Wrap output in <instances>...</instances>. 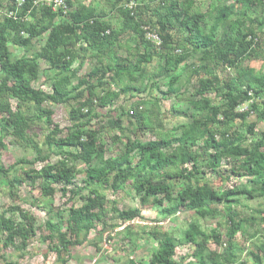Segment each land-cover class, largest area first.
I'll return each instance as SVG.
<instances>
[{"label":"trees","instance_id":"1","mask_svg":"<svg viewBox=\"0 0 264 264\" xmlns=\"http://www.w3.org/2000/svg\"><path fill=\"white\" fill-rule=\"evenodd\" d=\"M83 1L62 0L63 7L52 8L38 0H0V149L6 148L4 138L11 136V146L35 155L32 162L21 158L8 168L0 162L9 197L20 199L16 189L22 184L40 191L44 202L32 203L49 216L43 240L59 264L72 261L71 249L84 246L97 226L107 227L109 220L134 222L142 219V208L164 202L169 217L183 209L216 221L218 230L207 234L197 221L176 234L152 230L146 237L156 248L148 260L128 259L125 264H183L187 258L196 264H262L264 210H250L239 198L264 200V131L258 141L247 143L256 126L264 125V73L248 65L259 59L264 64V50L259 49L264 43L259 38L264 36V0H215L206 12L197 9L196 0H102V7ZM174 32L180 37L176 39ZM147 34H155L160 44ZM10 46L23 53L15 55ZM156 59V71L150 74L147 66ZM87 60L94 66L82 75ZM40 61L46 66L47 92L33 86ZM222 69L223 79L215 74ZM157 78L165 80L161 96L177 103L171 113L189 121L165 130L161 99H138L129 109L120 108L117 118L107 119V127L120 133L111 138L117 154L107 157L101 130L91 128L99 119L97 109L112 107L121 96L160 90ZM46 104L69 109L66 133L53 122ZM252 116L255 122L249 123ZM39 124L49 131L44 141L48 153L32 138V129ZM145 133L152 139L141 141L138 135ZM50 155L59 158L49 163ZM35 162L47 164L36 170ZM224 162L230 167L222 173ZM77 165L84 168L82 187L76 184ZM208 175L225 184L247 177L251 187L219 191ZM126 184L138 206L119 210L102 191L117 193ZM57 192L73 205L66 217L53 208ZM76 200L82 202L78 207ZM64 220L65 229L59 225ZM37 228L35 218L18 206L0 211V249L25 251ZM122 234L135 248L138 234L132 227ZM236 235L253 248L243 262L234 259L242 250ZM210 240L222 249V261L209 248ZM178 247L193 251L178 261Z\"/></svg>","mask_w":264,"mask_h":264},{"label":"rangeland","instance_id":"2","mask_svg":"<svg viewBox=\"0 0 264 264\" xmlns=\"http://www.w3.org/2000/svg\"><path fill=\"white\" fill-rule=\"evenodd\" d=\"M143 1V0H137ZM85 5L93 4L98 5L99 3L102 5V0H84ZM197 9L200 12H206L207 8L210 4L215 3V0H196ZM151 12V11H150ZM152 18L154 15L149 13L147 14ZM264 30L262 31L263 34ZM174 37L179 38L180 33L174 32ZM260 40L264 41V36L259 37ZM41 45V42L35 43V49H38ZM10 49L15 55L22 54V50L18 48H13L10 46ZM259 49L264 50V43L259 46ZM119 56L124 57V55L119 54ZM196 56L192 57L187 64H191ZM158 60H154L151 64L147 66V71L152 74L155 73L157 68ZM256 70H261L264 73V64L261 60H255L254 62L249 63ZM76 67L77 65L74 64ZM94 66V61L87 60L85 61L80 74H85L89 72ZM40 74L38 81L33 85L34 88L49 91L48 84L45 81L46 66L40 61ZM219 78L223 79L224 74H226L225 70H217L215 73ZM157 82L158 89H152L151 91L144 92L140 95H125L121 96L120 99L113 105L112 107H106L105 109H97V114L99 119L92 121L91 128L92 129H100L101 136L103 141L107 144V157L115 156L117 151H114V148L111 147V138L113 135L120 136L118 131H112L107 127V119L108 118H117L120 115V108L124 110L129 109L131 104L138 101V99H151V98H159L160 109H161V120L162 126L165 130H172L176 128L178 125L184 124L189 121L187 118L176 116L171 113V107L175 106L177 103L175 102L173 97L163 98L160 94V91L164 92V88L162 83L165 82L163 78L154 79V82ZM196 83V80H192V85ZM215 103H220V100L211 96ZM48 109L53 112L52 120L55 124L59 126V129L65 132V129L69 126L68 121V108L62 105H53L46 104ZM181 107L182 105H177ZM1 118V116H0ZM248 122H255V117L252 116L248 119ZM124 126H127V120H124ZM102 128V129H101ZM239 130L243 131V128H239ZM264 131V125L258 124L255 129V136H247V143L256 142L259 139L260 132ZM49 131L41 124L33 127L32 135L34 141L39 145L43 153H48L47 146L44 144L45 137L48 135ZM138 138L141 141H148L152 139V135L150 133H145L144 135H138ZM12 141L11 136H7L3 140V144L5 145V149H0V162L5 168H8L15 164L18 159L24 158L28 162H32L35 159V155L31 150H25L18 146H11L10 142ZM53 151V147H51V152ZM59 157L50 155L49 163H54L58 160ZM47 162H35L32 168L39 170ZM222 173L225 170H229L230 165L228 166L225 162L222 165ZM28 168V167H26ZM77 170L80 174L76 178V184L79 187H82V179H83V166L77 165ZM210 181V184L214 188L222 189V187H246L247 189L251 187V184L248 183L247 177L235 178L230 180L225 184V182L218 179L216 176L211 175L207 176ZM255 180V179H253ZM257 181V178H256ZM256 181L253 183V186H256ZM179 186L175 190V193L179 191ZM7 182L5 179L0 178V211L7 210L11 207L18 206L23 211L28 212L32 215L36 220L37 229L35 232V237L31 240L30 244L26 248L25 251L21 252L19 250L13 249L12 247H2L0 249V256L3 257L6 261H14L18 264H59L56 255L48 248V241L43 240V237L47 235V232L44 228V223L49 219L46 211L39 209L38 207L33 206V201L38 199V202H44V199L41 197L40 191L36 187H30L26 184H22L17 186V194L20 199H11L7 193ZM106 196L108 201H115L117 204V208L119 210L127 209V208H135L138 206L137 199H134V193L128 184L124 186V190L118 191L117 193H113L111 190H103L102 191ZM83 195L87 194V190L82 191ZM68 197H62L60 193H55L52 198L53 208L62 212V215H65V211H67L72 205L71 202L67 201ZM239 201L247 206L250 210H264V200H254V201H246L244 197H240ZM82 202L76 200L75 207L81 205ZM167 211V212H166ZM246 213V210H242ZM168 202H164L163 205H148L147 207L142 208V219L135 220L134 222H120L116 220H109L107 222V227L97 226L95 231H92L86 237V243L84 246H77L76 248L71 249L70 254L73 257L72 261L68 264H125L128 259H133L135 261H143L146 262L151 254V251L156 248V244L153 240L146 237V234L152 230L156 231H172L175 234L183 231L186 226L190 222H198L203 231L207 234L217 231L218 227L216 226V221L211 220H202L197 218V215L193 212L184 211L181 209L176 215L169 217L168 215ZM111 215H109L110 217ZM66 217V215H65ZM109 219V218H108ZM66 220L60 221L59 225L65 229L66 228ZM263 224V223H262ZM116 226V227H115ZM129 226L132 227V231L138 234V239L136 242V247L134 248L125 238V235L122 234L125 228ZM223 230H219L222 232ZM262 234L264 232L262 231ZM235 241L238 246L242 250H237L234 255L235 261L243 262L245 261V253L249 249H253L248 246V244L242 243V239H240L239 235H236ZM209 248L212 251L217 252L218 260L222 261L220 257V252L222 249L217 248L214 244L209 242ZM192 247H178L176 249L175 259L180 261L181 258L190 256L192 253ZM0 259V264H3L4 260ZM183 264H196L192 258H187L182 261ZM247 264H251L249 261ZM264 264V262L262 263Z\"/></svg>","mask_w":264,"mask_h":264},{"label":"built area","instance_id":"3","mask_svg":"<svg viewBox=\"0 0 264 264\" xmlns=\"http://www.w3.org/2000/svg\"><path fill=\"white\" fill-rule=\"evenodd\" d=\"M37 3L42 4V5L51 6L52 8L61 7V6L63 7L62 0H38ZM131 6L132 4L129 5V7ZM147 38L150 39L157 46L160 44V41L155 34H147Z\"/></svg>","mask_w":264,"mask_h":264}]
</instances>
